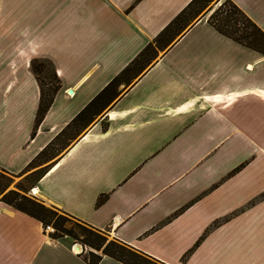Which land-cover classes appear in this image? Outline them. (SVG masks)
<instances>
[{"label": "crops", "instance_id": "crops-1", "mask_svg": "<svg viewBox=\"0 0 264 264\" xmlns=\"http://www.w3.org/2000/svg\"><path fill=\"white\" fill-rule=\"evenodd\" d=\"M190 1L0 0V167L23 172L97 98L41 197L162 264H264V52L210 11L109 84ZM234 1L264 29V0ZM34 58L60 81L38 125ZM88 249L0 199V264H89Z\"/></svg>", "mask_w": 264, "mask_h": 264}, {"label": "trees", "instance_id": "trees-1", "mask_svg": "<svg viewBox=\"0 0 264 264\" xmlns=\"http://www.w3.org/2000/svg\"><path fill=\"white\" fill-rule=\"evenodd\" d=\"M199 0H191L160 32L159 34L150 41L145 48L138 54V56L133 59L118 75H116L112 81L109 83L110 85L117 84L124 74L133 70L134 68L140 67V60L142 56L153 47L156 51L157 48H166L168 44H170L177 36V34L181 33L188 25L187 22L190 20V16H186L189 9L198 2ZM204 2H199L202 6H206V4L210 0H202ZM219 1V0H218ZM208 20L215 25L221 32L233 37L234 39L254 47L261 52H264V29L251 17L249 16L234 0H223L217 7H215L210 13ZM186 22V23H185ZM190 24V23H189ZM157 41L159 42V46L155 45ZM46 63H50L53 68V74L57 82L50 84L51 82H43V79L39 73L42 69V66H45ZM32 68L37 74L39 81L41 83V101L38 108V113L36 117V125L40 123V121L45 116V113L49 109L51 103L53 102L54 96L58 88L60 87L59 77L57 72L53 66V63L47 59L43 58H34L32 60ZM47 81V80H46ZM93 100L83 111H81L72 121L70 126L73 124L78 125L85 116L87 115V111L90 106L96 101ZM50 146V145H49ZM48 146V147H49ZM47 147V148H48ZM47 148L43 149L39 156L43 154ZM37 159V158H36ZM35 159V160H36ZM34 160V161H35ZM33 161V162H34ZM32 162V163H33ZM49 168V166H45L42 168L39 173L37 179L41 177ZM10 193H14L15 196L12 199L18 201H10L14 206L28 212L29 214L40 219L44 225L50 224L54 219V230L51 231V235L54 237H59L65 234L73 236L75 238L79 237V233L74 228H68L65 226L64 221L69 219L70 216H73L69 212L63 210L64 213L59 212L58 209L50 207L42 202H39L26 194L19 193L18 191L11 189ZM107 193H103L98 197V203H102L107 198ZM92 226V225H91ZM87 230V237L85 244L88 243L95 248L103 247L102 253L89 249L85 252V258L89 264H97L101 258L103 257V253L114 256L128 264H134L126 259H124L123 254L125 250L135 251L129 249L124 244H117L119 249L114 248V240L106 243V237L97 231L96 227L92 226V228L85 227ZM116 244V243H115Z\"/></svg>", "mask_w": 264, "mask_h": 264}, {"label": "rangeland", "instance_id": "rangeland-1", "mask_svg": "<svg viewBox=\"0 0 264 264\" xmlns=\"http://www.w3.org/2000/svg\"><path fill=\"white\" fill-rule=\"evenodd\" d=\"M199 2L205 3V1L199 0L198 2H196L192 6V8L189 9L186 16H188V17L190 16V20H189V22H187L188 23L187 25H189V23H191L192 21H195L198 17L205 15L206 13H208L210 11L212 12V10L221 3L220 0L219 1L218 0H210L206 4V6H204L202 8L201 7L202 5ZM179 34H177V35H179ZM159 42L160 41H157L155 45L159 46ZM164 49L165 48L160 47V48H157V50L155 51L154 48L151 47L142 56V58L140 60V64H141L140 67L134 68L133 70H130L129 72L124 74L122 76V79L130 80L135 74L142 71L151 61H153V59H155V57L157 55H159ZM39 73H40V75L43 79V82L45 84H46V82H51L50 84L57 82V80L55 79V76L53 74L52 65L50 63H46L45 66H42V69L39 71ZM76 128H77L76 124H74V125L72 124L71 126L69 125V127H67L63 132H61L59 134V136L47 148V150L43 154H41L39 157H37V159L33 163H31V165H29V167L27 169H25L23 172L13 173L9 170H6L5 168L0 167V199L7 201L8 203H10V201L11 202L12 201H18V200L12 199L15 196V194L10 193V190L14 189V190L18 191L19 193L26 194L27 196H29V197H31V198L39 201V202H42V203H44L50 207L58 209L59 212L64 213L63 209L60 208L59 206L55 205L52 202H48L43 197H41L40 194L33 193L34 186H32V184L36 181V179H37L39 173L41 172L42 168L45 167V166H43L45 160L48 157H50L52 154L59 151V149L68 140L69 136L74 135ZM64 223H65L66 227L74 228L79 233L78 238H75L73 236H71V237L75 241L81 242L85 245L84 240H86V237L88 235H87V230L84 228V226L88 227V228H92L91 224H89L88 222H86L80 218H77L75 216H70V218L65 220ZM49 225H52L53 227H55L54 226V219H53V221H51V223ZM44 227H46V225H44ZM94 229H96L97 231H99L101 234H103L106 237V243L114 240V242L116 243V244L114 243V248H116L117 250L119 249L117 244H124L129 249L135 251V253H134L132 251L130 252L128 250H125L123 257L127 261L134 263V264H162V263H160V262H158L152 258H149L148 256L144 255L143 253L133 249L131 246L120 241L119 239L113 237V235L108 231V229H100V228H94ZM47 231L53 232V230H51V229H48ZM86 245H87V248H89V249H91V247H93L88 243H86ZM79 248H81V246ZM93 248H95V247H93ZM95 249H98V248H95ZM98 250L103 251V247L99 248Z\"/></svg>", "mask_w": 264, "mask_h": 264}, {"label": "built area", "instance_id": "built-area-1", "mask_svg": "<svg viewBox=\"0 0 264 264\" xmlns=\"http://www.w3.org/2000/svg\"><path fill=\"white\" fill-rule=\"evenodd\" d=\"M45 230L51 229L54 230L55 228L52 225L47 224L46 227H44Z\"/></svg>", "mask_w": 264, "mask_h": 264}, {"label": "bare ground", "instance_id": "bare-ground-1", "mask_svg": "<svg viewBox=\"0 0 264 264\" xmlns=\"http://www.w3.org/2000/svg\"><path fill=\"white\" fill-rule=\"evenodd\" d=\"M33 193H35V194H39V191L37 190V188H34L33 189ZM82 249V248H81Z\"/></svg>", "mask_w": 264, "mask_h": 264}, {"label": "water", "instance_id": "water-1", "mask_svg": "<svg viewBox=\"0 0 264 264\" xmlns=\"http://www.w3.org/2000/svg\"><path fill=\"white\" fill-rule=\"evenodd\" d=\"M72 90V89H71Z\"/></svg>", "mask_w": 264, "mask_h": 264}]
</instances>
